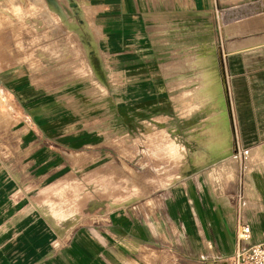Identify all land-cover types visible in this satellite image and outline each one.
Returning a JSON list of instances; mask_svg holds the SVG:
<instances>
[{"label":"crops","instance_id":"crops-1","mask_svg":"<svg viewBox=\"0 0 264 264\" xmlns=\"http://www.w3.org/2000/svg\"><path fill=\"white\" fill-rule=\"evenodd\" d=\"M52 1L70 36L38 42L37 63L64 65L67 73L40 69L34 85L23 49L29 43L14 56L12 41L0 42V264H226L241 218L229 203L205 202L196 182L168 183L166 176L207 174L175 168L171 139L146 136L172 127V92L152 75L148 49L173 42L174 0H165V10L162 0ZM182 1L184 23L189 0ZM207 1L197 0L203 9ZM258 22H248L245 35H254ZM61 79L71 81L69 91ZM108 106L115 119L105 118ZM110 127L136 135L121 150ZM133 158L154 180L133 200L118 194L108 201V161L120 174L119 165ZM250 230L252 242L264 239L263 227Z\"/></svg>","mask_w":264,"mask_h":264},{"label":"rangeland","instance_id":"rangeland-1","mask_svg":"<svg viewBox=\"0 0 264 264\" xmlns=\"http://www.w3.org/2000/svg\"><path fill=\"white\" fill-rule=\"evenodd\" d=\"M162 1L159 8L165 10L167 2ZM52 2L0 0V42L12 41L14 47L10 50L14 56L21 53L22 42L29 43L23 49L30 52L28 72L34 85L39 83L40 69L54 71L59 67L55 65L53 69L52 63L39 67L38 42L70 36L66 30L71 28L70 24ZM173 9V42L167 47L148 49L152 75L160 86L172 92L167 117L172 127L147 129L146 136L171 139L169 152L175 168L200 169L207 174L166 176L168 183L181 181L187 187L196 182L205 202L229 203L233 207L241 218L239 226L246 225L249 230L252 226L264 228V133L256 125V109L264 118V0H208L205 9L197 0H189L190 16L184 23V2L174 0ZM257 14L261 17L257 18ZM258 20L259 30L252 36L245 35L246 24ZM73 33L82 38V33ZM156 38L162 40L160 35ZM16 61L15 58L14 66L21 67ZM59 68L62 74L68 72L64 65ZM56 82L61 83L63 92L70 90V80ZM113 109L108 106L105 110L108 120L116 118ZM106 131L111 143L121 150L127 146L121 143L136 135L134 129L110 127ZM230 135L234 149L230 148ZM128 147L135 153L134 144ZM108 163V201L118 194L127 201L133 200L135 195L142 194L140 187L156 176L143 173L134 158L119 165L120 174L116 164L111 160ZM258 218L263 223H257ZM261 235L259 232L258 237L262 238ZM252 239L255 240L253 236Z\"/></svg>","mask_w":264,"mask_h":264},{"label":"built area","instance_id":"built-area-1","mask_svg":"<svg viewBox=\"0 0 264 264\" xmlns=\"http://www.w3.org/2000/svg\"><path fill=\"white\" fill-rule=\"evenodd\" d=\"M236 246L226 264H264V239L251 241L249 227L240 225L237 230Z\"/></svg>","mask_w":264,"mask_h":264},{"label":"bare ground","instance_id":"bare-ground-1","mask_svg":"<svg viewBox=\"0 0 264 264\" xmlns=\"http://www.w3.org/2000/svg\"><path fill=\"white\" fill-rule=\"evenodd\" d=\"M50 1H52V0H50Z\"/></svg>","mask_w":264,"mask_h":264}]
</instances>
